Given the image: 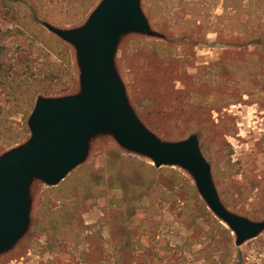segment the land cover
Returning a JSON list of instances; mask_svg holds the SVG:
<instances>
[{
  "label": "rangeland",
  "instance_id": "1",
  "mask_svg": "<svg viewBox=\"0 0 264 264\" xmlns=\"http://www.w3.org/2000/svg\"><path fill=\"white\" fill-rule=\"evenodd\" d=\"M98 1L80 16L88 0H0V115L7 121L0 156L29 140L27 119L37 97L80 93L74 47L61 40L68 63L47 54L41 31L48 32L46 23L82 27ZM139 5L160 37L119 36L113 68L128 106L161 142L196 135L224 208L262 220L264 47H249L245 33L260 23L254 11L264 14V0ZM252 6L249 13L245 7ZM227 9L236 12L225 22ZM226 41L233 47L224 51ZM44 71L55 72L51 81ZM27 196V232L0 254V264H264V230L236 246L188 171L155 169L110 134L91 137L84 159L57 185L33 178Z\"/></svg>",
  "mask_w": 264,
  "mask_h": 264
},
{
  "label": "water",
  "instance_id": "2",
  "mask_svg": "<svg viewBox=\"0 0 264 264\" xmlns=\"http://www.w3.org/2000/svg\"><path fill=\"white\" fill-rule=\"evenodd\" d=\"M44 27L74 47L80 93L55 99L37 97L27 119L29 140L0 156V253L27 228L31 180L57 185L84 159L90 138L99 133L110 134L125 150L147 157L155 168L180 166L188 171L207 208L235 234L236 246L264 230V218L251 221L224 208L196 135L174 143L161 142L128 106L113 68L119 36L139 32L160 37L151 31L139 0H101L78 29L65 30L48 23Z\"/></svg>",
  "mask_w": 264,
  "mask_h": 264
},
{
  "label": "trees",
  "instance_id": "3",
  "mask_svg": "<svg viewBox=\"0 0 264 264\" xmlns=\"http://www.w3.org/2000/svg\"><path fill=\"white\" fill-rule=\"evenodd\" d=\"M85 1V0H83ZM96 0H88V3L86 4L85 9L83 10V12L81 14H79L80 16H82L83 14L87 13V11L91 8V6H93V4L95 3ZM87 2V0H86ZM83 4V3H82ZM33 13L36 15V17L40 18V16L38 15V12L33 8H32ZM77 19H70V22H75ZM34 24H37L36 20L32 19L31 21ZM41 33H43V36L45 37L46 41L42 44H44L45 49L47 50V54H57L60 58H62L64 60V62L68 63V56H67V50H65L62 41L60 39H58L56 36H54L53 34L49 33V32H45L44 30L41 31ZM61 53V55L59 54ZM55 72H49L46 73L44 71V78L48 81H51L53 76H54ZM63 90V89H61ZM60 91V90H59ZM59 91H53L54 93H58ZM1 112V109H0ZM7 121L0 115V132L1 133H5L6 131V125ZM11 141V140H9Z\"/></svg>",
  "mask_w": 264,
  "mask_h": 264
},
{
  "label": "crops",
  "instance_id": "4",
  "mask_svg": "<svg viewBox=\"0 0 264 264\" xmlns=\"http://www.w3.org/2000/svg\"><path fill=\"white\" fill-rule=\"evenodd\" d=\"M101 0H99L98 1V3L100 2ZM222 1V3H223V1L224 0H221ZM97 3V4H98ZM226 7H227V5H226ZM245 8H248V11H249V13L251 12V10H253V6H252V8L251 7H245ZM93 10V9H92ZM227 12L225 13L226 15L225 16H227V20L225 21V22H228L229 20L231 21V19H233V17H234V13L236 12V9L235 10H233V11H230V10H226ZM255 13V16H254V18L257 20V21H259L260 23L259 24H257L255 27H253L252 29H253V31L252 32H250V33H245V35L246 36H251L247 41L249 42V47H250V45H252V46H254L255 47V49H261V48H263L264 47V22L262 21L263 19H264V14H262L261 12H263V11H254ZM224 13V12H223ZM222 13V14H223ZM221 14V15H222ZM221 15L219 16L221 19H223V17H221ZM241 17V16H240ZM245 21H247L248 20V17H251V16H247V15H245ZM224 20V19H223ZM227 24V23H226ZM226 26H229V24L228 25H226ZM244 27H247V26H244ZM241 32H243V29H241ZM247 42V43H248ZM219 44V43H218ZM221 45H222V47H224L223 48V50L224 51H227L228 49H230V47L232 46L233 47V45H232V43L230 42V41H226V42H223V43H220ZM238 46L239 47H241V44L239 43L238 44ZM246 46H244V49H243V51H245V48ZM238 51L240 50V49H237ZM227 69V68H226ZM148 130V129H147ZM149 131V130H148ZM155 168V167H154ZM155 169H159V168H155ZM198 193V192H197ZM200 196V195H199ZM242 217V216H241ZM28 224H29V215H28ZM27 229H28V225H27V228H26V230H25V232H24V234L27 232ZM23 234V235H24ZM20 238L21 237H19L17 240H16V242L9 248V249H11L19 240H20ZM9 249H7V250H5V251H3V252H1L0 254H2V253H4V252H6V251H8Z\"/></svg>",
  "mask_w": 264,
  "mask_h": 264
}]
</instances>
